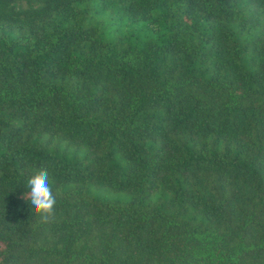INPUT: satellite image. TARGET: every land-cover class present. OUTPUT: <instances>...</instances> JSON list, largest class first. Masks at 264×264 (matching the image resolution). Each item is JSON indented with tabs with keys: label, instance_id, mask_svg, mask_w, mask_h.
Wrapping results in <instances>:
<instances>
[{
	"label": "trees",
	"instance_id": "16d2710c",
	"mask_svg": "<svg viewBox=\"0 0 264 264\" xmlns=\"http://www.w3.org/2000/svg\"><path fill=\"white\" fill-rule=\"evenodd\" d=\"M0 264H264V0H0Z\"/></svg>",
	"mask_w": 264,
	"mask_h": 264
},
{
	"label": "clouds",
	"instance_id": "9594fccd",
	"mask_svg": "<svg viewBox=\"0 0 264 264\" xmlns=\"http://www.w3.org/2000/svg\"><path fill=\"white\" fill-rule=\"evenodd\" d=\"M27 191L21 199L28 202L34 214L47 222L55 216L56 195L49 172L41 168L27 180ZM58 191V190H57Z\"/></svg>",
	"mask_w": 264,
	"mask_h": 264
},
{
	"label": "rangeland",
	"instance_id": "374dc122",
	"mask_svg": "<svg viewBox=\"0 0 264 264\" xmlns=\"http://www.w3.org/2000/svg\"><path fill=\"white\" fill-rule=\"evenodd\" d=\"M106 195H109L111 197H116L118 194H116V193H106Z\"/></svg>",
	"mask_w": 264,
	"mask_h": 264
}]
</instances>
